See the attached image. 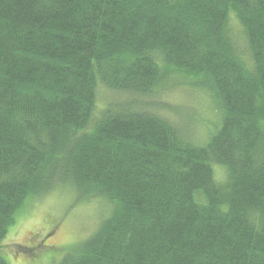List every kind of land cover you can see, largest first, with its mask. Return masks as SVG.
<instances>
[{"label":"trees","instance_id":"trees-1","mask_svg":"<svg viewBox=\"0 0 264 264\" xmlns=\"http://www.w3.org/2000/svg\"><path fill=\"white\" fill-rule=\"evenodd\" d=\"M181 73L221 114L201 145L142 103ZM70 186L113 211L59 264H264V0H0V264Z\"/></svg>","mask_w":264,"mask_h":264},{"label":"rangeland","instance_id":"rangeland-1","mask_svg":"<svg viewBox=\"0 0 264 264\" xmlns=\"http://www.w3.org/2000/svg\"><path fill=\"white\" fill-rule=\"evenodd\" d=\"M232 24L236 26L237 21ZM183 74L142 103L151 110H159L178 124L191 141L201 145L218 130L221 114L202 87L189 83L196 80ZM122 101L119 94L100 87L96 119L110 103ZM225 175L222 167L216 169L219 180L225 179ZM112 211V205L103 198L79 200L72 186L57 188L38 199L31 198L17 213L16 222L4 241L11 264H59L70 248L94 236Z\"/></svg>","mask_w":264,"mask_h":264}]
</instances>
